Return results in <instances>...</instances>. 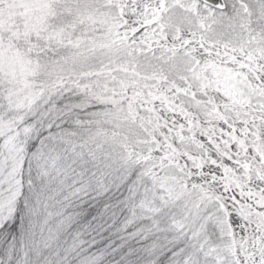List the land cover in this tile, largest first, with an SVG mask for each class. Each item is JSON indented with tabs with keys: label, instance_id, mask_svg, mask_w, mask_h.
<instances>
[{
	"label": "snow or ice",
	"instance_id": "1",
	"mask_svg": "<svg viewBox=\"0 0 264 264\" xmlns=\"http://www.w3.org/2000/svg\"><path fill=\"white\" fill-rule=\"evenodd\" d=\"M0 264H264V0H0Z\"/></svg>",
	"mask_w": 264,
	"mask_h": 264
}]
</instances>
